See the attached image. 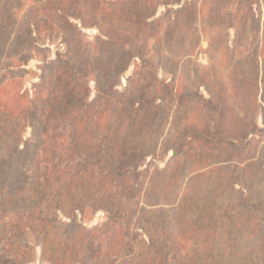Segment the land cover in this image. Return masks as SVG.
<instances>
[{
  "label": "trees",
  "instance_id": "1",
  "mask_svg": "<svg viewBox=\"0 0 264 264\" xmlns=\"http://www.w3.org/2000/svg\"><path fill=\"white\" fill-rule=\"evenodd\" d=\"M210 1V14L218 21L241 18L245 23L256 15L251 4L247 12L228 8L231 0ZM174 2L41 3L50 18L56 17L48 27L66 34L76 28L71 20L86 26L90 18L94 26L89 27L99 33L97 48L74 34L75 49L69 47L66 59L50 63L52 72H67L66 79L60 76L53 85L60 88L49 87L46 99L37 104L34 99L25 104L20 96L0 108L1 151L21 128L33 126L36 117L42 129L29 196L0 192V264H24L34 245L40 249L38 264H264L260 46L250 52L242 44L237 57H229L235 61L228 72L236 75L232 91L219 82L202 86L207 97L195 94L196 86L180 85L173 67L180 62L171 57L186 58L197 49L204 28L202 8L197 0L171 8ZM19 4L23 2L0 0V17L9 28L0 23L1 55L21 41L15 20ZM161 8L171 14L167 21L158 16ZM214 26L212 30L220 29ZM232 28L225 26L224 31ZM247 31L248 25L242 26V33ZM158 37L167 49L162 55L171 56L165 58L167 65L159 66L150 56L149 42ZM223 41L218 43L221 51L227 48ZM134 59L140 67L119 92L116 85ZM157 66L171 75L172 86L160 79ZM87 78L97 90L92 101L87 99ZM174 101L185 107L171 126ZM162 147L172 152L171 159L163 166H146ZM146 182L148 205L142 202ZM53 208L57 213L51 214ZM89 210L107 212V222L85 228L78 215Z\"/></svg>",
  "mask_w": 264,
  "mask_h": 264
},
{
  "label": "rangeland",
  "instance_id": "2",
  "mask_svg": "<svg viewBox=\"0 0 264 264\" xmlns=\"http://www.w3.org/2000/svg\"><path fill=\"white\" fill-rule=\"evenodd\" d=\"M20 1L23 2V4H19L18 7H16L18 13L15 14V20H17L16 30L20 33V37L22 36L21 41L19 44H15V46L4 51V54H0V108L6 101L12 102L10 105L16 103L15 100H18L20 96L23 97L20 101L25 102V104L31 99H34L37 104L39 99V102L46 99L49 87H52L53 90L59 89L60 85H53L60 76L62 79H66L67 72L59 70L56 71V73L55 71L52 72L51 69L53 65L50 63L60 59H66L70 55L69 47L70 49L72 48V50L75 49L74 47H76L77 44H72V36L74 37V34H81L82 40L89 48L94 50L97 48L95 38L99 33L94 27H89L94 26L90 18L86 21V26H83L79 20H71L76 28L71 27L68 34H66L64 31L61 32L58 29L48 27L51 19L56 17L53 14V17L50 18L51 16L46 13L45 9L40 8L43 0ZM174 1V6L171 8H177L182 2L192 0ZM197 2L202 8L200 25L204 27L202 29L203 34L201 42L197 49L186 58L175 59L169 54L162 55L164 50L166 52L167 49L165 48L164 39L158 37L149 42L151 48L150 56L159 66L167 65L165 61L167 56H170L176 62H180L177 66H173L175 70L178 69V81L180 85L184 87L191 86L193 89V86H196L197 91L194 90L195 94L199 93L207 97V92L202 86H220L219 82L229 86V90L232 91V86H235L236 75L235 73L234 75H229L228 72L235 67V61L231 63L229 57L231 59L235 56L237 57V52L238 50H242L241 45L243 44L246 49H250L247 50L250 52L252 48L255 49L257 46H260V54H262L264 58V45L262 44L264 39V0H244L241 3L231 0V3L227 6L228 8L230 7L231 10L243 8L244 11L248 12L246 8L251 4L250 7L253 8L256 15L246 20L245 23H241V18L233 22H230L228 19L222 21L215 20L210 14L213 8V2L210 0H197ZM162 15L165 17V21H167V18L171 14L166 12L164 8H161L158 16L163 18ZM39 20H42L43 23ZM4 22L5 18L0 17V23L3 24ZM5 24L6 23H4V26L1 28L8 30L9 28L5 27ZM231 24H233L234 28L230 31H224V27H228ZM214 25L220 27V29L212 30ZM245 25H248V31L242 33V26ZM1 39L2 35H0V40ZM19 40V37H17L15 41ZM220 40H224L223 45L228 49L224 48L225 50L221 51L222 49L218 44ZM137 66L138 68L140 67V61L134 59L116 85L119 92L127 88L128 80L131 77H135L134 75L138 70ZM245 68L249 69L247 65ZM11 69L13 71H10ZM155 70H157L162 81L172 86L173 82L170 74L162 69V67L160 69V67L157 66ZM51 73L52 75L53 73L55 74L51 77ZM84 82L89 88V96L87 94V99L89 97V100L92 101L97 95L96 86L92 79H84ZM174 104H176L174 105V107H176L174 115L170 118V122L173 124L171 126H174V120L177 118L178 120L181 119L182 115L180 114V109L185 107L175 101ZM184 111H186V108ZM177 112H179V115H177ZM102 119L104 121L107 120L105 116H103ZM39 121L40 119L36 117V122L33 123V126L21 128L17 135L11 137L8 147L3 151L0 150V167H2V174L0 175V192L4 195H10L12 197L17 195V197L26 198L25 196H29L30 194L29 190L35 175L34 169L38 163V143L42 131L38 125ZM168 130L169 127L165 129V134ZM171 157L172 152L162 147L154 160L148 159L144 164L146 166H150V164L153 166H163ZM5 176H9V180L5 179ZM147 189L148 186L146 182L142 198V202L144 204L146 203L145 205H148L150 202V199L146 195ZM54 213H57L55 208L51 210V214ZM10 215L11 212L7 213L5 217L8 218ZM107 218L108 213L103 210H89L84 216L78 215V220L87 229L105 224ZM132 229L134 230L133 227ZM32 242L36 241L32 240ZM34 248V254L27 257L24 260V264L39 263L40 249L37 245H34Z\"/></svg>",
  "mask_w": 264,
  "mask_h": 264
}]
</instances>
